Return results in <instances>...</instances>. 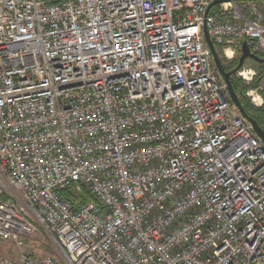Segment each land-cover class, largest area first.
Masks as SVG:
<instances>
[{"label":"built area","instance_id":"obj_1","mask_svg":"<svg viewBox=\"0 0 264 264\" xmlns=\"http://www.w3.org/2000/svg\"><path fill=\"white\" fill-rule=\"evenodd\" d=\"M215 1L0 0V264H264V144L204 36L264 59V0Z\"/></svg>","mask_w":264,"mask_h":264},{"label":"water","instance_id":"obj_2","mask_svg":"<svg viewBox=\"0 0 264 264\" xmlns=\"http://www.w3.org/2000/svg\"><path fill=\"white\" fill-rule=\"evenodd\" d=\"M223 2L222 0H218L215 1L213 4H217V3H221ZM212 4V5H213ZM204 36H205V41L207 43L208 48L210 49L211 55H212V59H213V63L215 65V68L218 72V74L220 75V77L222 78L223 82L226 85L227 91L229 93L230 99L232 101V103L236 106V108L238 109L239 113L241 114V116L247 120V122H249V124L251 125V127L253 128V131L255 132V134L258 136V138L261 140V142L264 144V130H262L258 124L251 119L246 112L244 111L240 101H239V97L238 95L235 93L230 78L233 74H235L244 64L245 60L249 59L255 63L261 64L264 62V60L260 59L257 56L252 55L249 52L248 47L246 46L245 43H242L241 45V54L238 58V64L237 66L230 70V71H225V68L221 62V59L217 53V51L215 50L212 42L210 41L206 31L204 32Z\"/></svg>","mask_w":264,"mask_h":264},{"label":"trees","instance_id":"obj_3","mask_svg":"<svg viewBox=\"0 0 264 264\" xmlns=\"http://www.w3.org/2000/svg\"><path fill=\"white\" fill-rule=\"evenodd\" d=\"M220 59L223 64L224 58L220 57ZM237 64H238V59H234L233 61L229 62V65L223 64V66L225 68V71H228L230 69H234L237 66ZM256 70H257V76L249 86L244 87L243 84L236 78V74H233L231 76L230 81L235 93L239 97V101L246 114L251 119H253L262 130H264V102L261 107H254L251 105L249 100L244 96L245 91L254 88L258 80L264 76V63L262 64L257 63ZM263 99H264V95H263ZM84 194H85L84 200L86 201L88 200V195H86V193ZM61 195L65 198L70 199L73 205L76 204L77 200L79 199L78 195H75L72 191L69 190L61 193Z\"/></svg>","mask_w":264,"mask_h":264},{"label":"rangeland","instance_id":"obj_4","mask_svg":"<svg viewBox=\"0 0 264 264\" xmlns=\"http://www.w3.org/2000/svg\"><path fill=\"white\" fill-rule=\"evenodd\" d=\"M223 64L224 65H229V62H227L225 59L223 60ZM256 64L255 62L247 59L245 60L244 62V65L245 66H249L250 68H253V69H256ZM257 71V70H256ZM237 78V77H236ZM242 84L244 87L246 86H249L250 84L246 83L244 80L240 79V78H237ZM250 89H248L247 91H245V94L244 96L246 97V93L249 91ZM247 98V97H246ZM250 102V99L247 98ZM251 103V102H250ZM252 105V104H251ZM253 106V105H252ZM18 249L17 248H14L8 244H0V255H3V256H8L10 257L11 259H16L17 257V254H18ZM33 254L38 257V258H44L48 255H51V256H55L56 257V253L54 251L53 248H51L49 245H46V244H42L40 245L35 251H33Z\"/></svg>","mask_w":264,"mask_h":264},{"label":"bare ground","instance_id":"obj_5","mask_svg":"<svg viewBox=\"0 0 264 264\" xmlns=\"http://www.w3.org/2000/svg\"><path fill=\"white\" fill-rule=\"evenodd\" d=\"M262 60H264V59H262ZM264 63V62H263ZM262 64V63H261Z\"/></svg>","mask_w":264,"mask_h":264},{"label":"flooded vegetation","instance_id":"obj_6","mask_svg":"<svg viewBox=\"0 0 264 264\" xmlns=\"http://www.w3.org/2000/svg\"><path fill=\"white\" fill-rule=\"evenodd\" d=\"M230 70H232V69H230ZM230 70H228V71H230Z\"/></svg>","mask_w":264,"mask_h":264}]
</instances>
